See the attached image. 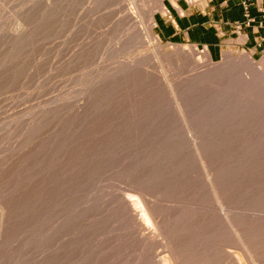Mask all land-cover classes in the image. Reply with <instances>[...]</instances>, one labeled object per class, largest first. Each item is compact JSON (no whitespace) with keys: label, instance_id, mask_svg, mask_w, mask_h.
<instances>
[{"label":"rangeland","instance_id":"374dc122","mask_svg":"<svg viewBox=\"0 0 264 264\" xmlns=\"http://www.w3.org/2000/svg\"><path fill=\"white\" fill-rule=\"evenodd\" d=\"M161 8L0 0V264H264V46L152 58Z\"/></svg>","mask_w":264,"mask_h":264},{"label":"crops","instance_id":"0c3cea01","mask_svg":"<svg viewBox=\"0 0 264 264\" xmlns=\"http://www.w3.org/2000/svg\"><path fill=\"white\" fill-rule=\"evenodd\" d=\"M244 1L248 3L247 9ZM262 8L264 0H200L193 4L164 0V8L156 11L154 28L165 42L206 46L212 58L218 59L228 38L243 36L244 42H239V46L248 49L264 46V42L259 45L264 29L245 24L247 11L259 19ZM238 23L243 24L240 31L236 28Z\"/></svg>","mask_w":264,"mask_h":264},{"label":"bare ground","instance_id":"6f19581e","mask_svg":"<svg viewBox=\"0 0 264 264\" xmlns=\"http://www.w3.org/2000/svg\"><path fill=\"white\" fill-rule=\"evenodd\" d=\"M194 1V0H193ZM145 15H146V19H145ZM143 22L145 23V29H146V31H147V34H145V36H146V40H148V45L149 46H152L151 48H150V51H149V53L151 54V55H156V57H152V58H157L159 55H161L162 56V58H168L167 59V61H169L170 60V57L172 58V60H173V58L175 59V58H177V59H183L182 57H180V55L181 56H186L187 58H189L191 61L193 60L194 61V64H195V66H199V65H201V63H206V64H213L214 62H213V60H212V58H211V55H210V52H209V50H205V51H197V48H196V53L195 54H193V51H192V53H191V51L190 50H188V51H186V52H183L184 50H181V49H176L175 51H171V52H168L164 47H163V45H161V39L159 38V36H156L154 33H153V26H154V17H153V11L151 10V9H148V10H146V13L144 14V16H143ZM145 31V30H144ZM146 31H145V33H146ZM141 43V42H140ZM147 45V44H146ZM145 45V46H146ZM144 46V47H145ZM182 51V52H181ZM231 53H230V56L229 57H234L235 55L232 53V51H230ZM149 53H148V55H149ZM228 53V52H227ZM196 54H200V56L197 58V57H195V55ZM237 54V53H236ZM147 55V56H148ZM158 55V56H157ZM240 56H237V59H235V60H237V61H241V62H244V63H246V67H245V69H242V71H241V73H243V78L244 79H246V81L247 82H254L256 79L258 80H262V82H264V66L262 67L261 65H259L255 60H254V58L252 57V55H250V54H248L247 52H242V53H240L239 54ZM160 56V57H161ZM148 57H151L150 55L148 56ZM162 58H160L161 60H163ZM230 58V59H231ZM143 59H144V57H143ZM229 59V60H230ZM165 60V59H164ZM163 60V61H164ZM234 60V59H233ZM177 62H178V64H179V66L180 67H184V65H183V62L182 61H180V60H177ZM230 62H232L231 60H230ZM233 62H235V61H233ZM186 64V63H185ZM239 65H241L240 63H239ZM242 65H244V64H242ZM193 66V65H192ZM256 83V82H255ZM246 85H249V86H256V87H258V86H261V85H264V84H246ZM264 87V86H263ZM255 88V87H254ZM130 198V197H129ZM129 198H127V199H129ZM134 198V199H133ZM130 201H131V204H132V206L130 207L131 209H132V207H133V210H132V214H131V216L132 217H134V218H137V224L138 225H145L146 223H149V222H151V219H153V221L154 220H156L157 218H155V215H153V213H155L156 212V210L154 211H151L152 209H151V207H150V209H148L150 212H153L152 213V218H151V214L148 212V210L147 209H145V205H142V203H143V201H141V199H139L138 197H136V196H131V199H129ZM128 203V202H127ZM130 203V202H129ZM128 203V204H129ZM128 204H126L125 203V205L124 206H126V205H128ZM144 204V203H143ZM145 204H146V202H145ZM148 206V204H146V207ZM129 208V210L131 211V209ZM147 208H149V207H147ZM148 212V213H147ZM131 213V212H130ZM148 214H150L149 216H150V218H149V216H148ZM156 214H157V212H156ZM161 214H162V212H161ZM159 215V214H158ZM157 216V215H156ZM159 218H161V217H159ZM162 219V218H161ZM158 221V220H157ZM159 222V221H158ZM156 223V222H155ZM147 226V225H146ZM142 227V226H141ZM151 238V237H150ZM157 238V237H156ZM155 238H153V240H154ZM159 240V239H158ZM155 242H156V240H155ZM155 244H157V243H155ZM171 249V248H170ZM246 249V248H245ZM174 254V253H173ZM177 255V254H176ZM233 255V254H232ZM231 255V256H232ZM174 257V256H173ZM176 257V256H175ZM163 258H165V259H163ZM171 258V257H170ZM177 259H176V261L178 260V257H176ZM235 258L237 259V258H239V256L238 257H236L235 256ZM162 259H163V262H164V260L167 262V264H169L170 262H171V260L169 259V258H167V257H162ZM235 260V259H234ZM179 262H178V264L180 263V259L178 260ZM233 261V260H232ZM234 262V261H233ZM233 262H232V264H233ZM237 262H240V260L238 261L237 260ZM165 263V262H164ZM182 263V262H181ZM236 263V262H235ZM241 263V262H240ZM240 263H238V264H240ZM166 264V263H165ZM237 264V263H236Z\"/></svg>","mask_w":264,"mask_h":264},{"label":"built area","instance_id":"2783aa9c","mask_svg":"<svg viewBox=\"0 0 264 264\" xmlns=\"http://www.w3.org/2000/svg\"><path fill=\"white\" fill-rule=\"evenodd\" d=\"M185 1L193 4V3H197L200 0H194V1L193 0H185ZM244 4H245L246 9H247L248 3L246 1H244ZM167 13H168V11H167ZM261 13H262L261 17L259 19H256L255 17L250 16V14L247 11V13H246L247 21L245 22V24L247 26L254 25V27H257L258 29H264V8H262ZM242 27H243L242 23L236 24V28L238 29V31H240L242 29ZM262 42H264V37H261V42L259 43L260 46H261ZM201 48L204 50H208V48L206 46H201Z\"/></svg>","mask_w":264,"mask_h":264}]
</instances>
